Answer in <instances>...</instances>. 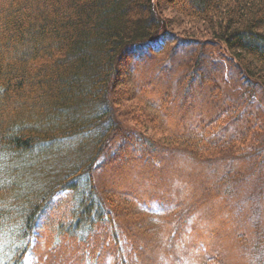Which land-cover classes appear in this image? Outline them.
<instances>
[{
  "label": "trees",
  "instance_id": "trees-1",
  "mask_svg": "<svg viewBox=\"0 0 264 264\" xmlns=\"http://www.w3.org/2000/svg\"><path fill=\"white\" fill-rule=\"evenodd\" d=\"M262 123L264 0H0V264H251ZM131 147L176 187L110 188Z\"/></svg>",
  "mask_w": 264,
  "mask_h": 264
},
{
  "label": "rangeland",
  "instance_id": "rangeland-1",
  "mask_svg": "<svg viewBox=\"0 0 264 264\" xmlns=\"http://www.w3.org/2000/svg\"><path fill=\"white\" fill-rule=\"evenodd\" d=\"M166 13H167L166 15L171 17V14H170L171 11L170 10H168ZM175 29L178 32H180V33L177 34L180 37L189 36V35H185V34H187V32H191V29L188 26H182L180 28H175ZM193 50L199 51V48H197V49L194 48ZM184 51H185V49H178V53H177L178 55H180V57H181L180 59H183V60H184V57L187 56L186 53H184ZM213 52H214V56H216L217 58H219V56H221L220 54H222V56L224 55V57L226 55L225 52H223L222 48L219 49V50H213ZM171 56H172V54L168 51L165 54L163 53L159 58L163 59L162 63H164V64L167 63L168 65H178L177 64L178 62L176 63V60H173L174 58L171 59ZM159 76H161V74H158L157 77L159 78V80L161 79L162 81H164V79L160 78ZM174 89H173V91H174ZM191 104L193 105L192 106L193 108L197 105L196 102H193V101L191 102ZM189 107H191V106H189ZM201 107H202V105L199 103L196 108H201ZM135 109H136V107H135ZM262 125L264 127L263 123H262ZM120 126H123L122 127L123 130H129L131 128H135V127H133V123L132 122L131 123L128 122V124L123 123ZM260 128L264 131V128H262V127H260ZM135 129L137 131H141L142 133L147 134L153 140H161V141H163V139L161 138L162 134H159L158 132H155L152 129H151V131L150 130H146L144 128L141 129V128H138V127L135 128ZM168 143L169 142L167 141V142H163L161 144L164 145V146H167ZM64 144H68V142H64ZM263 148H264V145H263ZM132 151L134 152V155L130 156L131 159L128 158L127 160H124V159L123 160H120V159L116 160V167H117L116 173L117 174L113 175L109 180L107 179V184L110 186V188L121 186L124 189H132L131 191H135L136 193L142 194V195H147V194L148 195L149 194L161 195L163 193L162 192L163 191L162 190L163 187L167 189L172 184L175 186L177 178L180 180V177H182L180 175V173H183L184 168H181L182 165H181L180 162L179 163L177 162L178 160H175V159L172 160V158L165 156L166 157V161L161 166L162 167L161 168V167H158V165L153 164V161H151L150 163L147 162L145 164L144 162H142L143 160H140V154L141 153L137 152V151H134L133 148H132ZM71 156H73V155H71ZM134 159L136 161H133ZM229 163L231 164V162L228 160L227 163H226V167L227 166H232V164L229 165ZM143 164H144V166H141ZM165 169L167 170V172H166ZM168 170H171V172L169 173ZM173 173L175 174L174 176H173ZM166 176H171V177L167 178ZM173 185H172V189L174 187ZM122 188H120L119 190H121ZM160 188H162V189H160ZM249 195H250L249 197H250V199H251V201L253 203V206L255 207V209L258 212L259 209L261 208V206L264 204V178H262L261 180L255 182L251 186L250 191H249ZM236 196H237V194L235 195V197ZM241 197L244 199V195L243 194L241 195ZM237 199H240V197L237 196ZM219 206H222V204L219 205ZM216 210H219V209H216ZM133 211L135 213H137L134 209H133ZM211 211H212V209H211ZM155 212H156V210H155ZM159 212L160 211H157L156 213H159ZM188 213H189V211L187 210L184 213L185 214L184 216H186V214H188ZM139 215L140 216H138L137 220H140L143 224H146V226H147V231L143 232L142 230H139V231H141L140 232L141 233V238L140 239L144 240V241L156 242V240L154 238V235L148 233V231H149L148 227L151 228V227H154V225H157V226H159V225L155 224V223H157V222H155V220H153L154 223L152 222V219H150V217L148 216V213H143V214H139ZM173 216H170V215L166 216V217L163 216L162 220H165V219L166 220H170V219L172 220ZM257 224H258V222L256 223V225ZM157 226H155V227H157ZM162 226H163V224H162ZM213 227H215L214 229H217V231L219 233L222 231V224L213 225ZM137 228H139V227H137ZM172 228L173 227H168L165 230L166 236L169 235L170 231H172ZM199 228L201 229L203 227H199ZM196 229H197V227H196ZM178 235H179V233H178ZM179 237H180V235L178 236V239H180ZM192 237L194 238L193 235H192ZM190 239H191V236H190ZM225 241H227V240L225 239ZM166 242H167V240H166ZM190 243H191V246H192L193 245L192 244L193 241L191 242V240H190ZM66 249L72 251L71 245H68L66 247ZM262 251L264 252V247L262 248ZM262 251L255 252L252 255V257H250L248 259L249 262H251V264H252V262H254L256 260H260L261 257H262ZM244 253L246 254V252H244ZM157 262H159V261L156 260L154 262V264H156ZM60 264H64V263H60Z\"/></svg>",
  "mask_w": 264,
  "mask_h": 264
}]
</instances>
